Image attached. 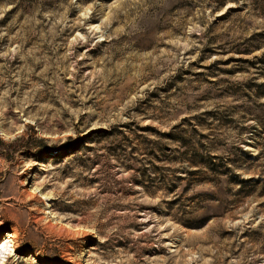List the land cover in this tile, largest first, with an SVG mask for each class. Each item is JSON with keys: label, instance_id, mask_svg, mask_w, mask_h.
I'll return each instance as SVG.
<instances>
[{"label": "rangeland", "instance_id": "1", "mask_svg": "<svg viewBox=\"0 0 264 264\" xmlns=\"http://www.w3.org/2000/svg\"><path fill=\"white\" fill-rule=\"evenodd\" d=\"M6 234L5 264H264V0H0Z\"/></svg>", "mask_w": 264, "mask_h": 264}, {"label": "bare ground", "instance_id": "2", "mask_svg": "<svg viewBox=\"0 0 264 264\" xmlns=\"http://www.w3.org/2000/svg\"><path fill=\"white\" fill-rule=\"evenodd\" d=\"M13 236L12 234H6L0 238V264H5L7 254L14 251V245L12 243Z\"/></svg>", "mask_w": 264, "mask_h": 264}]
</instances>
